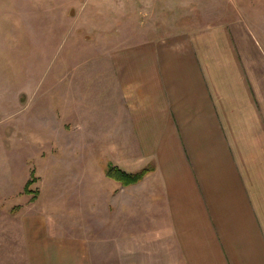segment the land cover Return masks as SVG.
<instances>
[{
  "label": "crops",
  "instance_id": "1",
  "mask_svg": "<svg viewBox=\"0 0 264 264\" xmlns=\"http://www.w3.org/2000/svg\"><path fill=\"white\" fill-rule=\"evenodd\" d=\"M132 34L106 51L113 96L96 140L110 164L147 172L110 179L106 199L93 179L92 211L108 224L92 246L59 213L0 203V264H93V253L104 264H264V41L244 17Z\"/></svg>",
  "mask_w": 264,
  "mask_h": 264
},
{
  "label": "rangeland",
  "instance_id": "2",
  "mask_svg": "<svg viewBox=\"0 0 264 264\" xmlns=\"http://www.w3.org/2000/svg\"><path fill=\"white\" fill-rule=\"evenodd\" d=\"M145 7L147 16L136 0H0V203L59 213L64 229L88 235L91 246L93 231L108 224L95 220L93 179L104 199L113 179L105 172L108 142L96 140L107 133L113 96L107 49L131 32L140 39L237 17L264 41V0H147ZM105 258L93 253V264Z\"/></svg>",
  "mask_w": 264,
  "mask_h": 264
},
{
  "label": "trees",
  "instance_id": "3",
  "mask_svg": "<svg viewBox=\"0 0 264 264\" xmlns=\"http://www.w3.org/2000/svg\"><path fill=\"white\" fill-rule=\"evenodd\" d=\"M106 175L110 178H113L117 181L122 182L123 184H130L139 181L144 174L147 172L146 168H143L136 172H129L118 165L115 164H108L106 168ZM29 182H27L28 185Z\"/></svg>",
  "mask_w": 264,
  "mask_h": 264
}]
</instances>
